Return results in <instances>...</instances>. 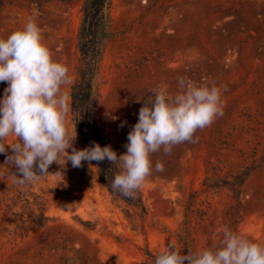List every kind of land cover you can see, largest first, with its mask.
Wrapping results in <instances>:
<instances>
[{
  "label": "rangeland",
  "instance_id": "obj_1",
  "mask_svg": "<svg viewBox=\"0 0 264 264\" xmlns=\"http://www.w3.org/2000/svg\"><path fill=\"white\" fill-rule=\"evenodd\" d=\"M83 1L0 0V39L36 17L53 59L69 69L71 83L62 88L69 108ZM107 13L94 98L97 125L119 155L159 85L171 94L180 78L227 86L224 115L196 132L197 143L152 155L164 171H153L140 189L144 229H132L124 205L101 186L94 161L79 168L69 161L63 175L49 173L34 186L45 192L50 223L15 236L2 217L15 168L0 154V264H154L146 253L156 256L169 242L182 250L176 234L191 194L195 251L212 248L225 225L264 245V0H110ZM6 87L0 83V99ZM68 127L75 135L70 111ZM74 147L81 150L77 135ZM243 173L236 198L231 186Z\"/></svg>",
  "mask_w": 264,
  "mask_h": 264
},
{
  "label": "clouds",
  "instance_id": "obj_2",
  "mask_svg": "<svg viewBox=\"0 0 264 264\" xmlns=\"http://www.w3.org/2000/svg\"><path fill=\"white\" fill-rule=\"evenodd\" d=\"M68 73L65 64L53 59L35 16L0 39V83H7L0 99V154H5V164L15 168L13 181L17 185L47 176L53 163L64 168L70 161L73 168H79L85 161L108 160L119 169L111 189L135 199L153 171H164L161 161L153 165V154L162 149L170 155L182 143H197L196 132L224 115L222 97L227 86L198 85L180 78L175 94L166 84L151 89V97L139 109L138 122L128 133L125 154L118 156L110 145L98 143L77 150L76 131L73 135L68 127V97L62 91L71 83ZM10 137L17 142L7 143ZM219 237L212 248L187 254L169 242L156 254L154 264H264V245L227 225Z\"/></svg>",
  "mask_w": 264,
  "mask_h": 264
},
{
  "label": "trees",
  "instance_id": "obj_3",
  "mask_svg": "<svg viewBox=\"0 0 264 264\" xmlns=\"http://www.w3.org/2000/svg\"><path fill=\"white\" fill-rule=\"evenodd\" d=\"M109 3L110 0H84L81 5L82 19L77 34L79 59L76 66V77L70 89V112L77 135V142L81 150L93 143H98L101 147L110 145L119 156L115 145L97 125L98 104L94 98L93 84L102 54L101 37L109 23L107 13ZM8 154H11V150H9ZM5 160L6 156H3L2 162L4 165H11L5 164ZM94 162L98 169L101 186L108 191L114 201L124 205V214L129 220L132 229L136 230L138 223L144 229L147 206L141 190L138 191L135 199L127 198L114 192L111 189V182L114 174L119 171L118 166L111 164L108 160L99 163ZM48 171L52 175H63L65 173L64 168H60L55 163L50 165ZM246 175L247 173L238 175L236 184L231 186L236 198L239 195V187ZM40 180L23 186L17 185L13 181L7 189L9 201L4 204L2 217L6 230L20 238L28 237L33 229L44 228L51 221V218L46 213L45 192L37 193L34 190V186ZM44 181L46 182L47 180ZM48 191L55 192L52 189ZM193 214V194H191L185 204L181 228L176 234L177 243L184 254H187L188 251H195L191 235ZM146 255L155 260V256H151L148 253Z\"/></svg>",
  "mask_w": 264,
  "mask_h": 264
}]
</instances>
